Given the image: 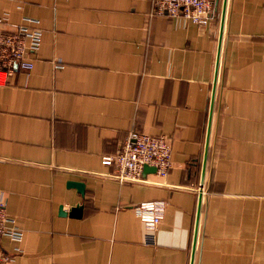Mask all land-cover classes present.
I'll return each mask as SVG.
<instances>
[{"label":"crops","instance_id":"0c3cea01","mask_svg":"<svg viewBox=\"0 0 264 264\" xmlns=\"http://www.w3.org/2000/svg\"><path fill=\"white\" fill-rule=\"evenodd\" d=\"M213 4L198 25L153 0H0V29L42 30L0 86V196L22 233L0 238L6 264H264V0ZM132 130L168 138L165 177L101 162ZM156 199L147 244L134 206Z\"/></svg>","mask_w":264,"mask_h":264},{"label":"built area","instance_id":"2783aa9c","mask_svg":"<svg viewBox=\"0 0 264 264\" xmlns=\"http://www.w3.org/2000/svg\"><path fill=\"white\" fill-rule=\"evenodd\" d=\"M213 0H153V14L178 18L183 22L206 25L214 14ZM5 19V18H4ZM42 30L38 20L25 18L14 30L0 29V86L8 84L9 77L16 70L29 71L33 66L32 56L41 44ZM171 146L164 135H152L130 131L113 155H103L101 162L112 167L111 176L120 182L139 181L145 165L155 168L159 177H165L171 166ZM164 200H147L134 206L144 228L143 240L155 243V232L164 215ZM9 237L20 241L21 231L14 225V219L5 209L0 196V238ZM11 254L0 245V264H6Z\"/></svg>","mask_w":264,"mask_h":264},{"label":"water","instance_id":"95a60500","mask_svg":"<svg viewBox=\"0 0 264 264\" xmlns=\"http://www.w3.org/2000/svg\"><path fill=\"white\" fill-rule=\"evenodd\" d=\"M216 5H217V2H216ZM223 14H224V7H223ZM150 170L155 171V168L152 167V166H147V165H145L143 167V173L145 171H150ZM68 184L69 185H72V186H76V188L80 192V194L83 195V193H84V187H83V184L81 182H69ZM200 186H202V182H201ZM81 208H82L81 204H77V205L71 207L67 213L70 216H79L80 213H81ZM60 213L64 214L66 212H63L61 210V208H60Z\"/></svg>","mask_w":264,"mask_h":264}]
</instances>
